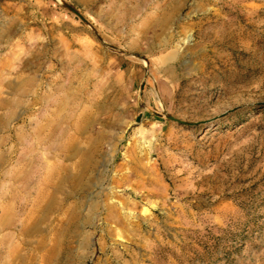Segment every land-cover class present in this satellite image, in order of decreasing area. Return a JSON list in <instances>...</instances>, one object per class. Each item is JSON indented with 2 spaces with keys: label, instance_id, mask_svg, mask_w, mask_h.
Returning <instances> with one entry per match:
<instances>
[{
  "label": "rangeland",
  "instance_id": "obj_1",
  "mask_svg": "<svg viewBox=\"0 0 264 264\" xmlns=\"http://www.w3.org/2000/svg\"><path fill=\"white\" fill-rule=\"evenodd\" d=\"M0 264H264V0H0Z\"/></svg>",
  "mask_w": 264,
  "mask_h": 264
},
{
  "label": "water",
  "instance_id": "obj_2",
  "mask_svg": "<svg viewBox=\"0 0 264 264\" xmlns=\"http://www.w3.org/2000/svg\"><path fill=\"white\" fill-rule=\"evenodd\" d=\"M67 7H69V9H70L73 13H75L76 15H78L81 19H84V18L82 17V15H81L76 9H74V7H72V6H67Z\"/></svg>",
  "mask_w": 264,
  "mask_h": 264
}]
</instances>
